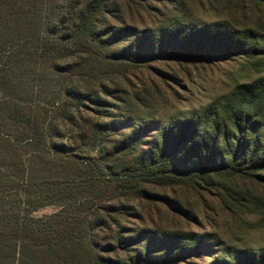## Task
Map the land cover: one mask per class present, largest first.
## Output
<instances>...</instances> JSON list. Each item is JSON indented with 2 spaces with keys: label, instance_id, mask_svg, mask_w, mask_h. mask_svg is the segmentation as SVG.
Instances as JSON below:
<instances>
[{
  "label": "trees",
  "instance_id": "1",
  "mask_svg": "<svg viewBox=\"0 0 264 264\" xmlns=\"http://www.w3.org/2000/svg\"><path fill=\"white\" fill-rule=\"evenodd\" d=\"M186 1L0 0V108L21 94L34 62L62 110L60 125L2 139L0 200L20 177L29 209L21 218L13 201L10 219L0 218V264H264V248L157 221L166 208L184 217L181 192L215 189L217 178L264 186V0H228L234 17L217 21ZM228 58L259 76L204 111L159 112L154 93L131 81L154 71L175 82L153 67ZM49 206L58 211L33 216Z\"/></svg>",
  "mask_w": 264,
  "mask_h": 264
},
{
  "label": "rangeland",
  "instance_id": "2",
  "mask_svg": "<svg viewBox=\"0 0 264 264\" xmlns=\"http://www.w3.org/2000/svg\"><path fill=\"white\" fill-rule=\"evenodd\" d=\"M204 1L187 0V8L196 17L205 21L231 20L235 15L233 14L234 7L231 8L228 0H217L212 3L209 1L204 3ZM29 65L24 76L26 86L21 94L8 100L9 104L6 108H0V149L8 148L2 139L18 142L25 140L28 137L23 134L25 128H32L34 125L48 127L62 123V110L51 103V86L49 84L45 88L39 86L43 64L32 62ZM153 68L162 71L168 78L170 77L168 75L172 77L174 75L176 81H168L164 78L166 80L164 83L154 71L138 72L137 78L131 77V81L137 86L143 82L158 99L156 106L159 112L163 113L166 111L171 113L175 109L204 111L209 105L222 102L236 85L250 82L259 76L257 72L259 68H256V73L242 62L233 61L231 58L224 62L217 61L215 66L206 62L198 63L196 68L193 65L170 63L157 64ZM42 78L45 82L49 81L45 80V77ZM4 110L9 113L3 112ZM80 111L83 115L94 117L92 112L86 109ZM38 140L44 142L42 139ZM30 151H33L30 147L21 151V154L25 156L24 160H27V154ZM86 154L87 152L84 155ZM23 183L26 184L22 178L18 177L11 184V190L3 195L4 200H0V218L8 216L10 219L13 201H15L16 210L19 211L17 212L19 217L22 218L28 213L29 207H20L25 202L20 192ZM215 183H217L215 189L198 190V192L182 191L180 198L186 201L188 206L185 207L187 210L185 216L174 217L173 211L166 208L157 216L160 228L213 235L229 247L252 250L264 248V186L257 182L229 178H217ZM222 187L224 190L226 188V191ZM32 190L38 191L37 180L33 181ZM227 191L232 193L231 197L227 196ZM234 197L239 201H235ZM241 197H246V200H242ZM252 200L263 203V205H255ZM57 211L58 208L53 206L42 207L37 209L33 216L42 218ZM212 249L211 246L209 251ZM209 251L204 257L206 262L212 259ZM191 261L180 264H201L198 258Z\"/></svg>",
  "mask_w": 264,
  "mask_h": 264
}]
</instances>
